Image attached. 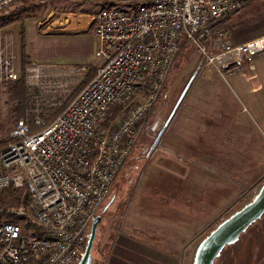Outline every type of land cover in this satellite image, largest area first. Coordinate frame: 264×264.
<instances>
[{
    "label": "rangeland",
    "instance_id": "374dc122",
    "mask_svg": "<svg viewBox=\"0 0 264 264\" xmlns=\"http://www.w3.org/2000/svg\"><path fill=\"white\" fill-rule=\"evenodd\" d=\"M21 1L4 13L13 12L24 2L34 6L22 14L21 21L0 30V48L10 46L16 69L24 63L18 69L21 76L25 75L23 65L31 60L46 66L57 64L58 69H78L80 73L66 77L72 91L55 107L56 115L83 87L76 91L89 68H95L91 63L96 59L97 46L93 26L79 30L80 23L88 24V16L106 5L129 10L133 0ZM218 29L225 31L229 44L264 36V0L249 1ZM205 51L217 52L209 42ZM255 63L254 69L246 68L253 79L246 77L247 81L241 82L224 76L237 70L209 62L195 43L183 45L160 87L143 132L98 209L101 221L92 248L93 264H102L107 242H113L111 248L117 243L113 263H140L145 250L139 245L165 242L168 227L179 229L168 234L173 244L178 249L185 247L182 253L178 250L179 264H192L204 235L255 195L264 181V51L257 54ZM243 65L241 62V70L246 71ZM5 88L0 93V134L12 127L7 122L10 104ZM121 114L114 111L111 122L117 123ZM3 191L4 208L10 213L25 205L24 189L13 197ZM171 199L176 202L170 203ZM149 219L164 222L162 236L148 234ZM213 264H264V214L237 241L227 245Z\"/></svg>",
    "mask_w": 264,
    "mask_h": 264
},
{
    "label": "built area",
    "instance_id": "2783aa9c",
    "mask_svg": "<svg viewBox=\"0 0 264 264\" xmlns=\"http://www.w3.org/2000/svg\"><path fill=\"white\" fill-rule=\"evenodd\" d=\"M21 0H0V12ZM251 0H133L92 17L97 39L92 78L54 115L71 89L66 77L26 62L28 106L0 147V190L24 189L25 205L0 223V264H77L98 209L109 196L145 128L153 103L183 45L195 43L221 68L241 60L254 67L264 36L231 45L210 26ZM217 50L206 52L207 44ZM15 54L0 48V93L18 80ZM120 111L117 123L111 115ZM27 112V114H26ZM23 203V202H22Z\"/></svg>",
    "mask_w": 264,
    "mask_h": 264
},
{
    "label": "water",
    "instance_id": "95a60500",
    "mask_svg": "<svg viewBox=\"0 0 264 264\" xmlns=\"http://www.w3.org/2000/svg\"><path fill=\"white\" fill-rule=\"evenodd\" d=\"M161 133L157 136L151 149L157 144ZM264 214V181L260 184L255 195L241 207L223 218L217 225L210 229L197 244L192 264H213L222 250L240 237L253 223ZM101 216L96 217L92 223L86 241V246L77 264H93V244L97 235Z\"/></svg>",
    "mask_w": 264,
    "mask_h": 264
},
{
    "label": "crops",
    "instance_id": "0c3cea01",
    "mask_svg": "<svg viewBox=\"0 0 264 264\" xmlns=\"http://www.w3.org/2000/svg\"><path fill=\"white\" fill-rule=\"evenodd\" d=\"M96 13L91 14V15L88 16L89 18H87L88 20H87V22H85V23H88V24H84L83 22L80 23L81 25H80V27H78L79 30H88V28H90V26H93V24H90V20H92V17ZM58 20H59V18L57 17V20L56 21H58ZM57 24H60V22H58ZM232 45H235V44H232ZM256 60H257V58H256ZM258 60H257V62H258ZM241 62H242L241 60H231V61L226 62L224 65H222V67H224V68L227 67V69H230V70H237V72L235 74L226 73V71H225L224 73H226V74L224 76L227 77V78L234 76V78L240 79L241 82L247 81V78L249 80L250 79L252 80L253 79V74H251V75L248 74L247 73V70H246V67L244 65L242 67L246 71H242L241 70L242 69L241 68ZM255 64H254V67L252 69H254L255 66H257V63H255ZM21 67H22V63H19L17 69L20 70ZM57 67H58L57 64H53V65L46 66V69L49 71V73H53V74L56 73L57 71H60V70L67 71L66 69H58ZM258 177L259 176L256 177L257 178L256 181H258ZM256 181H255V183H256ZM251 186H252V184L249 187H251ZM175 191L176 190L174 188H172L171 193H174ZM243 195H244V193H243ZM169 202L172 203V202H176V201L175 200L173 201V199H171V200H169ZM146 223L149 225L147 232L150 235L160 234L162 236L163 235L162 234V231L163 230H166V227H163L162 226V224L164 222H161L160 223V221L157 220V219H149V220H147ZM173 231L176 233L177 231H179V229L172 228V227H170V228L168 227L167 228V233L168 234L171 235V233ZM148 234H147V237H148ZM168 234H165L169 238V239L166 238L167 240L165 242H162V241L157 242V241H155L153 244L146 243V244L139 245V249L143 248L145 250V253H144V258L145 259L143 261L141 260L140 263H135V262H130L129 260H127L126 263L127 264H179L180 263V260L177 257L178 250H180L181 253H182L185 250V247L183 249H178V246L175 245V244H173V242L171 240V237ZM112 243L111 242H109V243L107 242L106 243L107 246H106L105 249H106L107 252H106V254L103 255L104 260H103L102 264H110V263H113V260L116 262V260L114 259V255H113V252L114 251L113 250H115L114 249V246H116L117 243H114L113 244V247L111 248V244ZM109 254H112V255H109ZM113 264H115V263H113Z\"/></svg>",
    "mask_w": 264,
    "mask_h": 264
},
{
    "label": "trees",
    "instance_id": "16d2710c",
    "mask_svg": "<svg viewBox=\"0 0 264 264\" xmlns=\"http://www.w3.org/2000/svg\"><path fill=\"white\" fill-rule=\"evenodd\" d=\"M32 6H34L33 3L24 2L21 5H19L18 7H16V9L13 10V12H11V13H4L5 11H1L0 12V30L3 28L9 27L16 22L21 21L22 16H23L22 14L24 12H27L29 9H31ZM106 6H108V5H106ZM228 18L229 17H227L226 19L210 26L208 29V32L206 34L207 35L206 38L209 39L215 33V31L218 30V27L220 25H222V23L225 22ZM21 45L23 47V43H21ZM25 57H27V56L25 55ZM22 64H24V63H22ZM89 71L90 72L79 83L76 91H78L83 85H85L92 78V76L94 75V72H95V68L92 66L89 68ZM4 93L6 94L7 102L10 104V114L7 118V122L9 125L13 126L15 124V122L20 117H22L24 115L25 109L28 106V98H29L28 93H29V91H28L27 86L25 85L24 77L20 76V78L18 80H16L13 84H11L10 86H6ZM75 94L76 93H74L72 95V97ZM72 97H70L69 100H71ZM9 128H6L4 134H0V147L6 145L10 141L9 136H8L9 131H10ZM1 130H2V128H0V131ZM3 190H6V192L10 193V195H12V197H13L14 195H16V192L18 191V189H12L11 187H7L6 189L0 190V223L6 222V221L15 222L16 220H18V218L13 217V219H10L12 217L11 213L7 210V208H4L5 203H4V198H3V194H4ZM24 196L25 195H23V197H22V202H24Z\"/></svg>",
    "mask_w": 264,
    "mask_h": 264
},
{
    "label": "bare ground",
    "instance_id": "6f19581e",
    "mask_svg": "<svg viewBox=\"0 0 264 264\" xmlns=\"http://www.w3.org/2000/svg\"><path fill=\"white\" fill-rule=\"evenodd\" d=\"M239 10H240V9H239ZM239 10H238V11H239ZM236 12H237V11H236ZM231 45H232V44H231ZM226 62H228V61H226ZM226 62H225V63H226Z\"/></svg>",
    "mask_w": 264,
    "mask_h": 264
}]
</instances>
